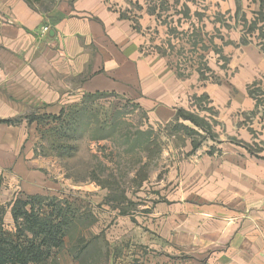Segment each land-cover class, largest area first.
<instances>
[{
  "label": "crops",
  "instance_id": "obj_1",
  "mask_svg": "<svg viewBox=\"0 0 264 264\" xmlns=\"http://www.w3.org/2000/svg\"><path fill=\"white\" fill-rule=\"evenodd\" d=\"M126 2L64 0L41 11L27 0H0V184L6 193L56 191L63 174L55 176L57 157L40 152L35 119L68 113L98 93L123 97L153 123L168 124L188 110L200 86L224 133L250 140L235 121L256 110L249 89L264 81V53L253 44L227 48L226 66L212 67L218 82L200 85L150 49L147 36L123 15ZM187 149L194 154L168 168L142 221L118 223L123 239L149 251L147 264H264V150L252 154L230 140L214 152Z\"/></svg>",
  "mask_w": 264,
  "mask_h": 264
},
{
  "label": "rangeland",
  "instance_id": "obj_2",
  "mask_svg": "<svg viewBox=\"0 0 264 264\" xmlns=\"http://www.w3.org/2000/svg\"><path fill=\"white\" fill-rule=\"evenodd\" d=\"M63 1L29 3L47 11ZM122 13L147 36L153 52L165 57L182 78L198 77L200 85L218 82L212 67L226 66L227 48L253 44L264 53V0H127ZM198 87L183 114L194 122L176 118L153 123L138 105L112 95L87 97L58 124L35 119L43 137L40 152L57 157L55 176L63 174L56 191L47 194L56 200L43 201L44 206L67 201L76 211L63 249L45 264H147L149 251L124 240V226L118 223L142 221L145 207H154L158 200V183L168 168L194 154L187 148L196 145L202 152H214L230 140L252 154L264 150V81L250 88L254 113L235 121L248 131V142L224 133L216 108ZM16 198L0 184L9 228Z\"/></svg>",
  "mask_w": 264,
  "mask_h": 264
},
{
  "label": "trees",
  "instance_id": "obj_3",
  "mask_svg": "<svg viewBox=\"0 0 264 264\" xmlns=\"http://www.w3.org/2000/svg\"><path fill=\"white\" fill-rule=\"evenodd\" d=\"M249 95L253 98L250 89ZM92 96H105V94L98 93L89 97ZM183 114L184 111L179 110L177 118L194 122ZM66 117H68L67 113L62 111L59 116L45 119L48 124L50 121L52 124H58ZM8 123L15 122L8 121ZM193 148L197 150L196 145ZM23 198H16L11 205L14 223L12 228L5 225L3 217L5 208L0 205V264H45L55 251L63 249L72 228V221L76 218L73 205L67 201L50 202L45 209L43 201L56 199L47 196ZM62 204H65V207H62Z\"/></svg>",
  "mask_w": 264,
  "mask_h": 264
},
{
  "label": "built area",
  "instance_id": "obj_4",
  "mask_svg": "<svg viewBox=\"0 0 264 264\" xmlns=\"http://www.w3.org/2000/svg\"><path fill=\"white\" fill-rule=\"evenodd\" d=\"M44 31H48V28H45Z\"/></svg>",
  "mask_w": 264,
  "mask_h": 264
}]
</instances>
